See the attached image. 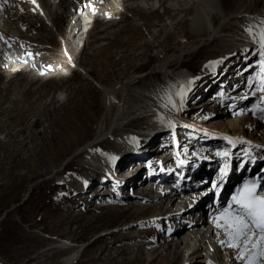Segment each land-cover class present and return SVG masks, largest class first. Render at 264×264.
I'll use <instances>...</instances> for the list:
<instances>
[{"label":"rangeland","instance_id":"obj_1","mask_svg":"<svg viewBox=\"0 0 264 264\" xmlns=\"http://www.w3.org/2000/svg\"><path fill=\"white\" fill-rule=\"evenodd\" d=\"M185 1L188 3L187 7L191 5L190 0ZM107 2L113 5L104 0L99 3L102 7L93 11L106 10ZM141 2L124 0L121 5H113L110 15L117 16L114 15L102 26L97 25L98 23L85 25L90 22L80 21L77 27L86 31L82 29L80 34L75 33L76 27L68 23L77 20L79 16L66 13L67 16L63 18L58 11L53 10L55 24L60 29L62 38L41 12V19L44 18L42 23L38 20L36 22L27 10L25 21L24 17H19L25 23L22 27L20 19L11 18L10 22L0 19V42L11 44L8 51L0 45V53L2 57H17L6 70H0V264H63V259L71 252L61 249V241L73 242L72 250L78 249L77 255L82 251L81 257L72 264H180L181 260L173 263L175 251L171 253L165 250L172 248L171 245L166 247L163 243L161 246L159 238L155 241L153 239L158 233H165V228L162 227L169 223L168 218L162 217L159 219L160 225H150L158 217L160 203L135 201L141 202L150 210L142 213L143 209L133 208L132 202L128 201L127 198L133 192L136 197H142V188L138 189L139 185L136 183L142 180L144 174L134 179V185L131 183V175L136 174L142 164L151 166L162 161L164 165L166 158L158 161L156 157H163L165 142L170 144L172 137L177 140L176 130L181 135L180 148L186 158L192 161L193 152L200 155L195 162L198 171L199 166L203 165V162L199 163V159L209 155L207 149L210 144L218 143V133L225 136L227 132L239 139H252L251 145L254 146L261 141L264 143L263 118L251 115L234 119L231 118V111L224 112L218 108L217 102L208 101L218 85L228 79L238 81L239 85L231 88L225 95L231 96L240 90L243 92L240 89V79H243L240 74L246 65L257 61L262 66L260 51L256 50L254 44L244 45L246 43H243L242 34L248 35V29L251 28V36L256 40L255 34L264 28L261 23L264 21V1L259 0L254 9L232 18L230 25L227 24L223 33L218 36V42L198 47L193 54L174 63L173 70H170L183 72V75H187V71L193 72L197 75V81H190L185 87L189 92L186 94L185 91L182 109L176 107V112L181 116L178 125L174 129L169 128L168 132L160 130L158 133H148V123L152 117L144 115V110H141L149 103L143 98L147 94L162 92L168 97L164 88L169 72L156 76L150 74L154 57L157 52L191 43L195 35L191 32L190 21L185 22V19H190L191 13L187 18L183 14H176L177 17L174 18L172 11L166 13L164 7L157 8L159 3L148 2L146 4L158 10L151 11L156 12L154 15L151 12L149 16L144 15L145 21H141L135 12L127 8ZM173 2L170 0L164 6H171ZM221 2L226 15L233 13L238 4L237 0ZM14 10L17 11L16 8ZM194 12L193 10L192 13ZM218 21L217 15L214 21L216 29L224 25ZM109 23H116L118 26L107 30L105 26ZM12 34L21 41L15 42ZM154 35L159 36L157 40ZM67 36L65 42L64 37ZM226 66L230 67L229 70L219 73ZM184 68L187 71H183ZM86 71L91 77L85 74ZM234 72L238 73L231 78ZM247 73L250 74L249 71ZM141 74H147L148 77L129 91L130 94H137L135 99L138 101L131 105L134 110L130 109L121 118L110 136L109 127L115 108L110 114L107 113L103 90L120 88L127 79ZM215 74H218V85L212 82ZM242 75L245 76L246 73ZM258 77L261 78L259 73ZM226 85L222 88H226ZM200 91L202 94L197 98ZM255 91L256 89L254 94ZM245 105L240 103L239 108H244ZM192 113L195 115L194 121H204L206 129L195 130L189 125L188 128H182L184 119L194 122ZM230 122L237 125L234 128L227 126ZM248 122H256L255 129H249ZM105 130L108 134L100 138V133ZM192 133L199 139H192ZM162 134L168 136L167 141H163ZM202 137H208L209 143L202 144ZM116 138L120 139L117 141ZM95 140L102 143L88 148ZM187 140H192L193 143ZM134 154H149L151 159L134 158L129 164L136 162L135 166L122 167ZM208 158L216 160L211 156ZM106 159L111 164L115 159L116 167L121 170L119 175L122 178L114 184L90 166L95 160L105 163ZM124 177L128 182L121 188L120 182H125ZM101 179L104 184L113 186L120 196L116 198L117 194L113 193L112 187L105 186L98 190L100 186L98 184L96 187V182ZM196 189L193 187L181 194L185 201L189 199L187 205L202 206L204 195L199 194L201 191ZM202 189L204 188L200 190ZM121 194L126 199H121ZM181 207L183 204L178 203L175 210ZM182 216L187 218L188 214L183 212ZM147 217L149 224L143 225L142 219ZM173 221H170L174 223L173 226L181 225L178 219ZM182 250L187 251L184 245L178 251L181 256ZM156 258L158 259L152 263Z\"/></svg>","mask_w":264,"mask_h":264},{"label":"bare ground","instance_id":"obj_2","mask_svg":"<svg viewBox=\"0 0 264 264\" xmlns=\"http://www.w3.org/2000/svg\"><path fill=\"white\" fill-rule=\"evenodd\" d=\"M102 1H104V0H96V1L92 0V1H89V3H88L87 0H4L3 7L0 9V11L4 15L3 21L5 19H6L5 21H9V20L11 21V18H16V20H19L20 18H23V17H24V21H25V18H27L26 11L28 10L30 15H31V17L36 19V22L38 20V21H41V23H42L44 18L46 19V21L50 22L54 26L55 30L58 32L60 38H62V33H61L60 29L57 27V25L55 24L56 20L54 18L53 13H52L53 10L55 12L58 11L63 18H64V16H67L66 13H69V15L72 14V15H74L76 17L79 16V18L77 20H75V21L74 20L73 21H69L70 19L68 20L69 21L68 23H69L70 26L76 27L75 33L76 32L79 33V31L82 30V29L84 31V28L81 29L80 26L78 28L77 27L78 23H80V21L82 22L83 20L85 22V19H86L85 17H87V18L89 17L90 18L88 20V22H90V23H85V25L92 24V23H94V24L98 23L97 25L102 26V25L108 23L109 19H111L115 15V14L110 15V11L113 8V5L114 6H116L117 4L121 5L122 2H124V0H108L110 3H113V5L112 4L109 5L108 2H107L106 5H108V8L106 10H104V11L102 10L101 11V9H100L101 12L93 11L94 9L96 10V8L101 6V4H99V3H101ZM128 1H130V0H128ZM133 1H135V0H133ZM147 1L152 2V4H154L155 2H156V4L159 3V8L160 7H164L166 13H170L172 11L174 13L173 14L174 18L177 17L176 14H183L186 17L187 15H189L191 13L190 19L187 18V17H186L187 19H185V18L184 19H185V22L190 21L191 32L195 35V39H192V42L189 43V44L179 45L178 47H176V49L173 48V49H169L167 51L165 50L164 52L162 51V52H157L156 53V55L154 57V63H153V66H151L152 68H151V72H150V74H155V76H156V74L158 75V74H163V73H166V72H170L171 71L170 69H172V67L174 66V63H176V61L180 62V60H182L184 56H187V55H189L191 53L193 54V52L196 51L198 49V47H202V46H206V45L218 42V36H220L223 33L224 28L227 26V24H229L231 22L232 18H236L239 15L246 14V12L250 11L251 9H254L255 5H257L259 3V0H237L238 4H237V7L235 8V11L233 13H231L230 15L229 14L226 15L225 14V10L222 7L221 0H190L191 1V5H189L188 7H187L188 3H186L185 0H171L172 2L174 1L171 6H164L170 0H147ZM263 1L264 0H262V2ZM217 2H218V4H217ZM60 7L62 8V10H60ZM15 8L17 9V11L14 10ZM221 8H222V11H221ZM129 9H130V11H133V13L135 12V15L139 16L141 21L142 20L145 21L144 15H148L149 12H151L152 10H154V11L158 10L156 7L150 6L149 4H146V3L137 4L136 6H133V7L129 8ZM193 10L195 11L194 13H192ZM70 11H71V14H70ZM40 12L44 14L43 20L41 19V17H43V16H41ZM118 14H120V13H118ZM150 14L154 15V14H156V12L155 13L151 12ZM12 15H14L15 17H12ZM217 15H218V18L220 20L218 22L219 23L220 22L224 23V25L221 28H219V29H216L217 27L214 24L215 16H217ZM115 16H117V15H115ZM238 19H240V18H238ZM20 20H21L20 21V24H21L20 27H22L23 25H25V23L23 22V19H20ZM109 24H108L107 27L105 26V28H107V30L116 28L118 26V24H116V23L115 24H110V25ZM4 28H6V26ZM30 28H31V26H30ZM86 28L87 27H85V29ZM93 29H95V28H93ZM84 32H86V31H84ZM72 33H74V32H72ZM90 34H92V33H90ZM242 36H243V39H244L243 43H246L244 45L253 44L252 40H251V39H253V37L250 34H248L246 36H244V34H242ZM10 37L12 39V36H10ZM152 37H153V35H152ZM158 37L159 36L154 35L155 40H157ZM64 39H65V42H66V39H68V36L64 37ZM87 40H89V39H87ZM16 41L19 42L21 40L16 39L15 42ZM256 42H257V40H256ZM0 43H1L0 45H2L4 49H7L6 48V43H2V41ZM240 45H242V44H240ZM118 46H120V45H118ZM254 46H255V44H254ZM25 47H26V45H25ZM255 48H256V50L258 49V47H255ZM8 50L9 49H7V51ZM177 52H179V53H177ZM1 54L2 53H0V70L4 71V70L7 69L8 66L13 64L14 61L17 60L16 59L17 57H15V59H12V58L8 57L7 55H4L5 53H3V55L5 57H2ZM177 54H179V55H177ZM18 57H20V56H18ZM25 57H28V56H25ZM2 60H3V63H1ZM254 60L255 59H253V61ZM20 62H21V60H20ZM229 66H231V65L229 64ZM257 66L261 69V72L264 73V71H262V66L255 65L254 63H250V64L246 65V67L244 68L245 70L240 74V77L243 78V79H240L241 82L243 81L242 84L240 85V89H242L243 91H244V89L247 90V87H244V81H245L244 77L246 79L248 71H249L250 74L253 73L252 71H257L258 70ZM229 68L230 67L226 66V67L222 68V71L219 72V73H223V71L226 72V71L229 70ZM175 71H177V70H175ZM171 72L173 73L174 77L177 78V80L173 84V87H174V89L175 88L178 89L179 88L178 84L180 83V80L184 79L185 75H183L184 74L183 72H179V71L177 73L173 72V71H171ZM237 73L238 72H234V74H231V78H233L235 76V74H237ZM244 73H246L245 76L242 75ZM85 74L91 77L89 72L86 71ZM185 74H188V72L185 73ZM256 74H257L256 77H258V72ZM17 76H18V74H17ZM146 77H148L147 74H145V75L141 74L139 76L137 75L136 77L129 78V80L127 79L126 83H124V85L121 86L120 88H117V89L106 88V89L103 90L104 103H105V105H106V107L108 109L107 113L110 114L112 109L115 108L113 121L110 122L111 123L110 127L108 126L109 130H111L110 131V136L115 131V128L117 127L118 123L121 121V118H123L124 115H126V113L130 109L134 110V108H132L131 105L135 104L138 101V100L136 101V99H135V96L137 94H130V92H129L130 88L135 86L136 84H139L141 82V80L145 79ZM217 77H218V74H215L213 76V80H212V82L215 83L216 85H218V78ZM168 79L170 80V85H171V81H173V79H171L170 77H168ZM227 81H231V82H227ZM257 82H258V80L252 79L251 80V86H254V84L257 83ZM224 84H227L226 88H222V86H224ZM220 85H218V88L216 89V92L220 91V94L224 92V96H225V93H227L230 90L236 88L239 85V82L238 81L237 82H232V80L228 79V80H225L224 82H222V84H220ZM155 93H154V95H155ZM249 93L254 94V90L253 89L251 90L249 88L248 92L246 93V95L249 94ZM201 94H202V92L200 91L199 94L196 95L197 98L199 96H201ZM138 95H139V93H138ZM154 95L153 94H147L144 97L141 96V97L144 98V100L152 101L151 105L147 104L146 107H144L143 109L141 108V110H144V112H143L144 115H147V116L150 115L151 116V114H154L153 117L151 116L152 119L148 123L149 124L148 133H154V132L158 133V132H160V130H164V131L168 132L169 127L173 128L174 126L178 125L179 120L181 119L180 118L181 116L179 115L178 112H176V108L173 109V107L172 108L167 107L170 110H168L166 108V105H167L166 104V100L157 99V96L154 99ZM163 95L165 97H167V95L165 93H163ZM246 95H243L242 91L240 90V91H237L235 94H232L231 97L234 96L236 98H238V97L241 98V96H246ZM193 98H194V96H193ZM238 100H240V99H235V102L238 101ZM183 101H184V99H183ZM208 101L213 103L216 100L212 99V97H211L210 100L208 99ZM219 101L221 102V100L218 99V102ZM241 103L243 105H245L246 102H241ZM135 109H136V107H135ZM192 117L193 118L195 117L194 113H192ZM185 120L186 119L183 120L184 126L182 125V128H188L190 126L192 129H195V130L204 129L201 123L199 125H196L199 122H192L191 123L189 120H186L187 122ZM72 123L73 122H71L70 125H72ZM248 123H249V127H248L249 129H255V127L257 125L256 122H248ZM236 125L237 124L235 122H230L227 126H231L232 128H234ZM204 126L206 128L205 124H204ZM173 129H171V130H173ZM106 131L107 130L102 131L100 133L99 137L100 138H102V137L104 138L106 133L108 134V132H106ZM175 133H176L175 136H177L176 137L177 138L176 141L178 142L179 145H181L180 141H179V138L181 137V135H179L178 130H176ZM166 134H168V133H166ZM166 134H162L161 135V138H164L163 141H167L166 139H167L168 136H166ZM261 135H262V133H261ZM254 136H256V135H254ZM242 138H245V137H240V140ZM263 138H264V135H263ZM173 139H174V137H172V140H171L170 144L167 143V142L164 143V145H163L164 148L162 150L163 151L162 153L164 155L161 154V155H163V157H160L159 158L160 160L164 159V158L173 160L174 156L171 154V152H169V149L171 147ZM257 139H258V137H257ZM97 140L92 142L88 146V148H90L91 146H96V145H99V144L102 143V141L98 142ZM254 140H256V138ZM187 142L193 143L192 140H187ZM246 142L252 144L253 140L250 139V141L247 140ZM258 143L259 144L256 145V146H260V145L261 146L257 147V148H264L263 141L258 142ZM182 151H183L182 148H179V152L181 154H183ZM80 153H81V151H80ZM134 158L136 160L139 159V158H143V159H146V160L151 159L149 154H141V155L140 154H136V155L134 154V156L128 158L127 164L122 165V167L126 166V168L127 167L130 168L133 165L135 166L136 162H134L133 164L132 163L129 164V162L132 159H134ZM186 159L189 160V158H186ZM114 160L115 159H113L112 163H115ZM95 162H101V161L95 160ZM106 164L111 165V163H109L107 161V159L105 160V163H102L103 167ZM141 166L142 167H138V170L136 171L137 172L136 174H132L131 175V177L133 179L131 181V183H133V185L136 183V180L134 182V179L138 178V176L140 178L143 175V173H145L144 172L145 168H143V165H141ZM151 166L155 170V172H157L159 169H162L164 167V165H163V167L158 168L160 166V163L157 164V165L156 164H153V165L151 164ZM199 167H200L199 171L198 170L194 171V175L197 176L198 178L201 177V176L202 177L206 176V174H207L206 173V169L208 167L213 168L214 164H207L206 163L204 165H200ZM94 168H96L97 170H101L97 166L94 167ZM115 169L117 171L119 170V172L121 171L120 168L116 167V164H115ZM120 178H122V176ZM120 178H118V179H120ZM232 179H233V176L231 177V180ZM108 180L110 182H112L113 184L116 183L117 181H119L117 179H116L115 182H113L110 179H108ZM99 181L96 182V187H97V184L99 183ZM126 182H128V180H125V182H123V181L120 182L121 188H123V185H125ZM153 182H154L153 178H152V180H149V185H146V184H148V182H146L144 184L142 182V180L138 181L136 183V185H139L137 187L138 189L142 188V189H140V190H142L141 193H140L142 197L138 198V197H136V195L133 194L132 196H129L127 198V199H129L128 200L129 202H132L133 208L135 207V208H140L141 210L143 209L142 213H144V212L147 213L150 210L147 208L146 205L141 204V202H135V201H138V200H144V201H147V202L158 201V203H160V205L158 206L159 207L158 210L160 211V212H158V217H156V221H154V223L150 222V223H152L150 225H153L154 227L160 225V221L161 220H159V219L163 217L165 219L168 218L167 220H169L168 221L169 223H167L165 225L173 226L172 225V223L174 222L173 220H175V219L177 220L178 219L180 221V218H183V216H182L183 212L188 214V216H189V218H187V221L189 219H192V221H194L195 214H196L197 210L201 208V205H199V204L187 205L189 199L187 201H185L184 199L181 198V194L184 193V192L176 191L174 193L175 196H173L174 194H171L168 197H166V196L164 197L162 195H159L160 192H159V190H157V186H155V184ZM157 185H158V183H157ZM105 186H106V188H108V187L114 188L111 185H108V184L106 185L105 184L102 187V189ZM115 186H117V185H115ZM146 186H148V187L146 188ZM144 188H146V191L144 190ZM192 188L193 187H190L188 189L192 190ZM100 189H98V190H100ZM188 189H186L185 191H187ZM154 193H157V194L153 195ZM115 194H118V193L116 192ZM195 194H196V192L194 193V195ZM119 196H120V194H119ZM209 196H210V193L207 191V195L206 196L204 195V197H205L204 199H207ZM121 199H126V198L122 197V194H121ZM190 199H192V198H190ZM166 201H169V202H166ZM178 203H182L183 207H181V209L175 210L176 204H178ZM164 204H166V205H164ZM131 210H134V209H131ZM162 213L163 214L165 213L167 215L164 214V216H161ZM218 213H219V211H218ZM148 218L149 217L144 218V219H146V221L145 222L143 221V225L149 224L150 220ZM170 221H173V222L170 223ZM139 225H142V224H139ZM173 230H174L173 233L170 232V234H167V235H165V233H162V235L157 234V235H155L153 237L154 241H155L156 238H159V240L162 242L161 246L163 245V243H164V246H166V247H168L170 245L172 246V248H166L165 250L170 251L171 253H173L175 251L174 258H173V260H174L173 263H176L177 260H181L179 262L180 264H226L225 255H223L222 253H220L217 250H211L210 251V249H212V248H214L216 246L217 241L214 240L213 234L209 231V224L207 223L206 220H205V222H204V220L202 222L198 221L196 223H193L191 226H188V224L183 223L179 227H176L175 229L173 228ZM201 231H203V232H201ZM184 232H186L187 234L184 233ZM181 233H183V234H181ZM173 243H174V246L172 245ZM175 244H176V246H175ZM149 245H151V244H149ZM181 245H184L185 249L187 250L186 252H185V250L184 251L182 250V256L179 255V252H178L180 250ZM229 250H231V262L233 264L237 263V262L245 264L244 260L237 259V252L235 250H233L232 248H229ZM185 257L187 259H185ZM75 258H76L75 254L73 252H71L69 255H67L63 259V264H72L76 260ZM157 259L158 258H156L152 263H154ZM158 262H160V261H158Z\"/></svg>","mask_w":264,"mask_h":264},{"label":"snow or ice","instance_id":"obj_3","mask_svg":"<svg viewBox=\"0 0 264 264\" xmlns=\"http://www.w3.org/2000/svg\"><path fill=\"white\" fill-rule=\"evenodd\" d=\"M264 24V21L261 22ZM253 35L252 29H248ZM260 47L259 55L264 71V28L255 34ZM214 66V64L212 65ZM261 91H264V79L261 80ZM183 99V92H181ZM172 103V101H169ZM230 144H235L229 140ZM241 143H246L241 141ZM260 147V146H256ZM249 155V153H245ZM228 157V152L218 153ZM264 158V157H262ZM183 164V161L180 162ZM243 167V165H241ZM228 175V164L221 169V180ZM212 188L218 192V185ZM214 226L219 230L217 235L227 239L220 241L222 246L232 248L237 252V259L244 260L245 264H264V178L249 179L236 190L227 206H222L214 216Z\"/></svg>","mask_w":264,"mask_h":264}]
</instances>
